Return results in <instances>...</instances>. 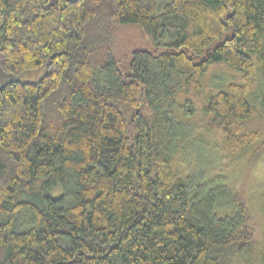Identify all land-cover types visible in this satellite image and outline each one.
Segmentation results:
<instances>
[{
    "label": "trees",
    "instance_id": "trees-1",
    "mask_svg": "<svg viewBox=\"0 0 264 264\" xmlns=\"http://www.w3.org/2000/svg\"><path fill=\"white\" fill-rule=\"evenodd\" d=\"M0 72V264H264L242 185L174 162L202 90L230 153L264 148V0H0Z\"/></svg>",
    "mask_w": 264,
    "mask_h": 264
},
{
    "label": "rangeland",
    "instance_id": "rangeland-1",
    "mask_svg": "<svg viewBox=\"0 0 264 264\" xmlns=\"http://www.w3.org/2000/svg\"><path fill=\"white\" fill-rule=\"evenodd\" d=\"M159 8L168 0H156ZM133 31V28H130ZM133 34L132 32H129ZM142 46V44H138ZM39 76V73L37 77ZM36 77V78H37ZM6 78L0 72V82ZM19 78L35 80L34 74L24 73ZM233 78V74L220 68L212 69V79L209 89L220 86ZM207 90L181 94L180 103L186 99L194 101V110L186 119L188 129L178 152L174 156L175 165L186 173H195L201 170L206 177L217 175L226 179L227 183L234 189L242 185L244 193H240L244 199L247 195L249 203L255 213L256 235L259 240L264 241V148L259 151L251 146L247 151L238 150L235 154L228 151L221 137L211 132L203 124L198 112L203 104ZM250 101L257 107V113L248 120V124L259 125L264 121V83L258 77L254 81L252 89L248 95ZM188 115V116H189ZM247 152V153H246ZM246 160H253L247 163ZM61 189L51 191L52 195H58ZM245 200V199H244ZM23 219V216L19 218Z\"/></svg>",
    "mask_w": 264,
    "mask_h": 264
}]
</instances>
